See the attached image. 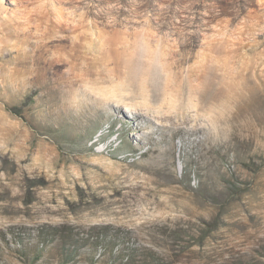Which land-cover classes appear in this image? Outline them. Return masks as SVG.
Wrapping results in <instances>:
<instances>
[{
  "label": "rangeland",
  "instance_id": "obj_1",
  "mask_svg": "<svg viewBox=\"0 0 264 264\" xmlns=\"http://www.w3.org/2000/svg\"><path fill=\"white\" fill-rule=\"evenodd\" d=\"M0 264H264V0H0Z\"/></svg>",
  "mask_w": 264,
  "mask_h": 264
},
{
  "label": "bare ground",
  "instance_id": "obj_2",
  "mask_svg": "<svg viewBox=\"0 0 264 264\" xmlns=\"http://www.w3.org/2000/svg\"><path fill=\"white\" fill-rule=\"evenodd\" d=\"M85 26V25H84ZM99 35L103 36L104 34L103 33H100ZM38 59V62H36V65H37V69L38 71L41 69L44 71V74H46L47 76L49 74H53L52 71L53 69L55 68H58L59 66L63 65V64H71L73 65L74 62L76 61H80V56L77 55V54H67L65 55L64 58H60V59H56V58H45L43 54H36V60ZM82 60V59H81ZM40 62H43L42 66L40 65ZM78 63V62H77ZM75 64V63H74ZM41 67H40V66ZM102 65V64H99V66ZM106 66V65H105ZM115 68V67H114ZM113 68V69H114ZM56 71V69H55ZM115 71V69L113 70ZM119 74V73H118ZM50 75V76H51ZM115 75V74H114ZM116 77V76H115ZM116 94V93H115ZM114 94H107L105 97H103L101 99V101L105 102V103H108V102H112L114 104H117V105H120V103L122 102V99L119 100V99H114ZM100 99V98H99ZM128 104H125V107L124 108H128L127 107ZM134 109H137L134 107ZM139 109H141L139 107ZM143 110V109H141ZM157 115V114H156ZM136 116H141V113L140 111L137 112V115ZM146 117V116H145ZM148 117V116H147Z\"/></svg>",
  "mask_w": 264,
  "mask_h": 264
},
{
  "label": "trees",
  "instance_id": "obj_3",
  "mask_svg": "<svg viewBox=\"0 0 264 264\" xmlns=\"http://www.w3.org/2000/svg\"><path fill=\"white\" fill-rule=\"evenodd\" d=\"M16 113V112H15Z\"/></svg>",
  "mask_w": 264,
  "mask_h": 264
}]
</instances>
